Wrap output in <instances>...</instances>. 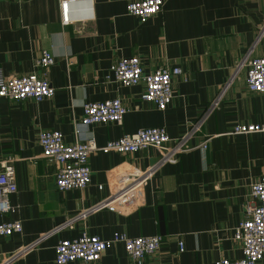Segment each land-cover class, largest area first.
I'll return each instance as SVG.
<instances>
[{"label": "crops", "instance_id": "0c3cea01", "mask_svg": "<svg viewBox=\"0 0 264 264\" xmlns=\"http://www.w3.org/2000/svg\"><path fill=\"white\" fill-rule=\"evenodd\" d=\"M62 1L0 0L5 73L36 70L41 50L49 48L55 62L47 77L56 88L39 101L0 97V172L1 162L13 158L18 183L9 195L13 209L0 212V222L23 223L21 232L0 235V252H19L12 264H57L59 240L87 230L102 238L115 232L165 235L146 264H214L220 257H241L234 232L246 217L253 181L264 175V132L233 128L264 122V91L246 84L249 60L264 55V0H165L161 11L143 22L128 12L130 0H66L70 20L65 22ZM131 55L141 57L146 72L182 66L165 109L143 98L144 82L125 85L107 78L115 61ZM115 97L129 108L122 123L82 122L85 102ZM204 114L190 148L161 161L143 203L125 212L95 208L109 193L110 170L127 163L147 168L161 160L157 147L94 151L90 183L61 190L57 164L42 156L39 143L40 131L50 128L60 129L69 143L94 137L99 146L148 126H164L179 137ZM86 264L133 263L124 244L116 242Z\"/></svg>", "mask_w": 264, "mask_h": 264}, {"label": "built area", "instance_id": "2783aa9c", "mask_svg": "<svg viewBox=\"0 0 264 264\" xmlns=\"http://www.w3.org/2000/svg\"><path fill=\"white\" fill-rule=\"evenodd\" d=\"M165 0H130L128 12L138 16L143 22L162 10ZM62 18L70 20L68 2L61 3ZM55 62V56L49 48H43L36 60V70L21 74L8 75L0 65V97L12 100L33 98L37 101L53 96L56 88L47 77V71ZM41 71V73H39ZM180 65L160 66L146 72L139 55L122 56L115 61L107 78L125 85L144 82L143 98L165 109L172 101L173 76L183 74ZM246 84L250 90L264 91V55L254 56L249 60ZM128 106L120 97L85 102L82 122L114 121L122 123ZM205 114L201 116L188 132L179 137H172L164 126L142 127L128 132L119 138L109 140L99 146L94 137L85 141L69 143L58 128L43 129L39 133V143L43 148L42 156L57 164L56 184L59 189L83 188L92 178L89 165L90 153L98 150H114L121 153L136 152L148 146H155L161 151V160L147 168H138L133 164H124L121 168L110 170L109 193L100 199L95 208H109L125 212L143 203L146 184L164 160H172L177 154L190 148L191 135L201 128ZM235 133L264 132V122L238 123ZM207 140L201 143L207 146ZM11 160L1 162L4 170L0 172V212H10L13 206L9 200L11 193L17 192L15 167ZM103 188V185H100ZM250 199L246 206V217L236 226L234 237L241 242L242 256L237 258L220 257L214 264H258L264 258V175L253 181ZM23 223L20 218L0 222V235L21 232ZM166 241L163 234L130 236L115 232L110 238H102L87 230L73 238H63L56 245V263L70 264L75 261L95 262L116 242H122L133 264H146ZM185 244L179 240V250ZM19 252H0V264H12Z\"/></svg>", "mask_w": 264, "mask_h": 264}]
</instances>
